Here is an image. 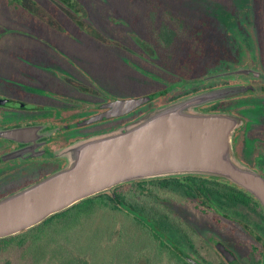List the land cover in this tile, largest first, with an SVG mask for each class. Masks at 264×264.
<instances>
[{
	"label": "trees",
	"instance_id": "obj_1",
	"mask_svg": "<svg viewBox=\"0 0 264 264\" xmlns=\"http://www.w3.org/2000/svg\"><path fill=\"white\" fill-rule=\"evenodd\" d=\"M205 2L222 16L210 13ZM59 3L76 13L84 12V18L75 19ZM238 5V0H0V72L15 75V70L30 69L33 75L60 78L49 81L50 89L56 91H74L73 85L62 80L67 76L83 89H107L114 97L151 94L154 99L144 108L156 107L164 103L157 100L173 86L199 78L207 60L218 57L228 22L241 10ZM37 6L60 27L42 18ZM254 6L264 14V0H255ZM87 26L102 38L89 32ZM42 62L49 66L46 71L34 65ZM117 93L123 95H114ZM216 177L137 180L86 198L30 229L0 239V253L20 251L19 255H8L4 264H91L93 256L81 253L70 242L69 234L83 227L99 207L132 215L158 244L154 255L144 252L141 258L133 255L127 262L124 258L128 255H124L123 264H162L161 255L175 264H187L179 255H168L171 214L162 211L161 205L157 208L150 201L144 205L141 201L147 188H170L181 196L220 189L230 197L242 188Z\"/></svg>",
	"mask_w": 264,
	"mask_h": 264
},
{
	"label": "flooded vegetation",
	"instance_id": "obj_2",
	"mask_svg": "<svg viewBox=\"0 0 264 264\" xmlns=\"http://www.w3.org/2000/svg\"><path fill=\"white\" fill-rule=\"evenodd\" d=\"M254 1L248 0V8L232 14L218 57L208 59L195 79L202 86L182 96L225 89L222 98L200 109L241 118L233 140L235 154L264 176V14L255 10ZM34 65L43 71L49 68L44 62ZM15 72H0V198L64 168L66 148L74 142L116 129L141 110L155 108H144L150 101L130 113L106 117L110 101L129 96L114 97L94 86L83 89L67 76L62 80L74 91H56L49 81L60 78L33 75L30 69ZM179 97L171 96L164 103ZM193 176L210 177L182 178ZM235 190L234 197L224 196L220 189L182 196L174 191L172 198L181 202L171 213L168 255H179L187 264H193L187 257L200 264H264V206L246 190Z\"/></svg>",
	"mask_w": 264,
	"mask_h": 264
},
{
	"label": "water",
	"instance_id": "obj_3",
	"mask_svg": "<svg viewBox=\"0 0 264 264\" xmlns=\"http://www.w3.org/2000/svg\"><path fill=\"white\" fill-rule=\"evenodd\" d=\"M224 95L225 89L220 88L187 94L116 129L74 142L66 148L64 168L0 198V239L30 229L86 198L137 180L188 174L224 177L264 206V176L234 151L241 118L200 109ZM153 99L151 94L116 98L107 104L104 116L130 113Z\"/></svg>",
	"mask_w": 264,
	"mask_h": 264
},
{
	"label": "rangeland",
	"instance_id": "obj_4",
	"mask_svg": "<svg viewBox=\"0 0 264 264\" xmlns=\"http://www.w3.org/2000/svg\"><path fill=\"white\" fill-rule=\"evenodd\" d=\"M247 1L248 0H238L240 8H248L249 3ZM27 4L35 8L34 4H32L30 1H27ZM205 4L210 13L222 16L221 12H215V9L211 7L210 4L207 2H205ZM59 5L75 19L84 18V12L76 13L75 11L66 8L61 3H59ZM36 10L38 11V14L50 24L60 27L57 20L50 14L43 11L41 7L37 6ZM87 30L102 38V36L92 27L87 26ZM74 84H76V82H74ZM201 86V80L187 82L181 86L173 87L167 95L161 97L157 101L159 103L165 102L171 96L179 97L189 90L196 87L200 88ZM96 91L110 92L107 89H96ZM91 92L92 91H90V93ZM94 92L95 91L92 93L94 94ZM114 95L123 94L117 93ZM96 96L98 99L101 98L99 95ZM126 191L128 192V189H126ZM156 192H159L161 197H157V195L155 196ZM171 192L173 193L171 194ZM175 194L176 193H174V190L171 191L170 188H167L166 190L159 189L158 191L147 188L145 199H142L141 203L144 205L150 201L151 204L157 208L158 205H161L162 211L169 212V214H171L173 211V206L181 202H177L172 198L175 196ZM177 197L181 199L179 195H177ZM69 237L71 240L70 242L74 245L76 244V247L81 251V253L90 252V254L93 256L91 264H121L123 261H121V259L124 255H128L124 258V262H127L128 259L134 258L133 255H140L141 258L144 252L148 253V255H154L153 253L157 249L158 245L155 240L148 236L144 228L132 217V215L111 210L105 207L97 208L93 216L85 221L83 227L80 226L75 229V231H72L69 234ZM19 254L20 251L16 249L12 251L1 252L0 264H4L6 261H8V255ZM161 257H163V260L161 259L162 264H175L171 259H169V257H167V255H161ZM140 264H143V262L140 261Z\"/></svg>",
	"mask_w": 264,
	"mask_h": 264
}]
</instances>
